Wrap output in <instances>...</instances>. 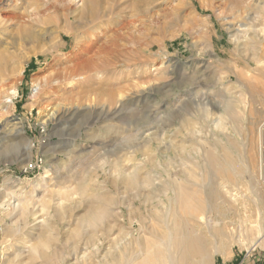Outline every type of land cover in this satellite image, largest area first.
Returning <instances> with one entry per match:
<instances>
[{"label": "rangeland", "instance_id": "obj_1", "mask_svg": "<svg viewBox=\"0 0 264 264\" xmlns=\"http://www.w3.org/2000/svg\"><path fill=\"white\" fill-rule=\"evenodd\" d=\"M263 117L264 0H0V264L164 258L178 180L210 264L261 260Z\"/></svg>", "mask_w": 264, "mask_h": 264}, {"label": "bare ground", "instance_id": "obj_2", "mask_svg": "<svg viewBox=\"0 0 264 264\" xmlns=\"http://www.w3.org/2000/svg\"><path fill=\"white\" fill-rule=\"evenodd\" d=\"M54 4V3H53ZM7 101H9V102H11V99H7ZM218 156V155H217ZM210 158V157H209ZM208 158V159H209ZM223 158L225 159V163H226V165H224V166H222V165H220V168H221V170L219 171V173L218 174H220L221 173V175H222V177H224L225 179H226V181L227 182H230V181H233V179L235 178V177H238L239 178V176L242 174V173H240V171H239V169L241 170V168H239V169H236L234 166H233V161L230 159V157H229V155H228V153H224V156H223ZM233 158V157H232ZM211 159V161L213 162V164H214V162H215V159H214V156L213 157H211L210 158ZM211 161H210V163H211ZM221 162V161H220ZM223 163V162H222ZM222 166V167H221ZM208 170V169H207ZM206 170V171H207ZM212 172V171H211ZM244 174V173H243ZM246 174V173H245ZM215 175V174H214ZM217 175V174H216ZM218 176V175H217ZM219 177V176H218ZM244 178H245V176H244ZM240 179V178H239ZM242 179V178H241ZM236 180V179H235ZM238 180V179H237ZM236 180V181H237ZM225 181V180H224ZM241 181V180H240ZM239 181V182H240ZM128 183L130 184V185H135V183H136V177L135 176H132V177H130L129 179H128ZM223 184L222 185H224V183H226V182H222ZM234 183V182H233ZM237 183H238V181H237ZM227 184H229V183H227ZM226 184V185H227ZM174 186L176 187V194H175V196L174 197H176V201H178L179 202V205H177L175 208H174V214H175V216H176V218H178L179 217V219H178V221L176 222L175 220H174V223H175V227H176V231H174V230H172V231H174V232H170V233H168L167 231V237H166V235H165V238L164 239H161V243H163L164 245H166V246H169L168 248H169V250H171L170 249V247H172V246H174L175 247V249H191V250H193V251H196L197 252V256H196V259H194L195 260V262L193 263V264H210V255L211 254H209L208 252H202V250H201V246H203L202 245V241H201V239L200 238H198L197 236H196V234H195V232H192L191 231V228H189V226L188 225H186V223H185V221H184V219H186V217H188V215L190 216V218L189 219H187V220H190L191 221V219H196V218H199L200 219V221L203 223H207V219H205V217H204V214L202 215L199 211L201 210L202 211V208H200L201 206L200 205H197L198 203H196L195 204V206H194V204H192V199H190L191 198V193L188 191V185H186L185 183H182V181H177V183H175L174 184ZM194 198V197H193ZM191 201V202H190ZM238 205V204H237ZM240 206V205H239ZM235 207H236V205H235ZM238 208V207H237ZM246 208V207H245ZM170 210V209H169ZM203 210H204V208H203ZM234 210V209H233ZM245 210H248V209H245ZM197 211L199 212V213H197ZM232 211V210H231ZM235 211V210H234ZM240 211V210H239ZM249 211V210H248ZM236 212V211H235ZM241 213V212H240ZM186 214H188V215H186ZM197 214H200V215H197ZM234 214V213H233ZM232 214V215H233ZM242 214V213H241ZM247 214V213H246ZM206 215V214H205ZM235 215H236V213H235ZM178 216V217H177ZM230 216V215H229ZM234 216V215H233ZM246 216H248V215H246ZM235 217V216H234ZM242 217V216H241ZM181 218V219H180ZM198 219V220H199ZM233 219V218H232ZM235 219V218H234ZM249 219V218H248ZM230 220V219H229ZM237 220H238V218H237ZM240 220V219H239ZM199 221V222H200ZM247 221V220H246ZM187 222V221H186ZM224 222V221H223ZM225 223V222H224ZM231 223H234L233 221L231 222ZM244 223H245V221H244ZM254 223V222H253ZM259 223V222H258ZM188 224V223H187ZM221 224V223H220ZM241 224V223H240ZM251 224V223H250ZM249 224V225H250ZM237 225V224H236ZM235 225V226H236ZM245 226H246V223L244 224ZM262 225H263V223H262ZM173 226V227H174ZM217 226H218V228H217ZM217 226H215L216 228V230L215 231H210V232H212L211 233V237H209L208 239H211V241H212V244H213V248H214V251H213V253L214 252H219V250H220V243L221 242H223L224 241V239H226L225 237H227L228 236V238L230 239V240H234L235 239V229H233V228H236L235 226L232 228V227H229L228 228V225L227 224H221V225H217ZM230 226V225H229ZM241 226H242V224H241ZM248 226V225H247ZM247 226H246V228H247ZM253 226H255V225H253ZM206 227H207V225H206ZM260 228H261V226H260ZM194 229V228H193ZM208 229V228H207ZM211 228H209V230H210ZM262 229V228H261ZM195 231V230H194ZM207 231V230H206ZM244 231V230H243ZM262 231V230H261ZM241 232V231H240ZM245 233H246V229H245ZM247 233H248V231H247ZM209 234V233H208ZM207 234V235H208ZM238 234H239V232H238ZM249 234V233H248ZM262 234V233H261ZM224 236V237H223ZM260 236V235H259ZM206 237V236H205ZM204 237V238H205ZM239 237H242V233H240V236ZM245 237V236H244ZM207 238V237H206ZM224 238V239H223ZM246 238L247 237H245V240H246ZM256 238V237H255ZM259 238V237H258ZM238 239V238H237ZM254 239V238H253ZM261 239H264V234L261 236ZM158 240H160V239H158ZM241 240H243V239H240V241ZM259 239H257V241H258ZM244 241V240H243ZM254 241V240H253ZM251 242H252V240H251ZM239 243V242H238ZM210 244V243H209ZM208 244V245H209ZM251 244V243H250ZM211 245V244H210ZM160 245L158 244V243H156L154 246H153V244H152V242H150L149 243V247H151V248H155V247H159ZM224 246V245H223ZM174 247H173V250H174ZM208 247V246H207ZM210 247V246H209ZM157 249V251L158 252H155V251H149V254L147 253V264H182V257H181V259L180 258H175L174 257V255L172 254V251H168V254H166V256L163 258V253H162V251L160 250V249H158V248H156ZM210 249V248H209ZM223 249H224V247H223ZM151 250V249H150ZM167 251V250H166ZM175 251V250H174ZM189 251V250H188ZM221 251H222V249H221ZM179 252V251H178ZM184 252V251H183ZM185 252H186V250H185ZM182 253V252H181ZM191 254V253H190ZM194 254V253H193ZM192 254V255H193ZM189 255V254H188ZM145 256V255H144ZM186 256V255H185ZM145 257H143V259H144ZM162 258V259H161ZM187 259V258H186ZM142 261V260H141ZM143 261H145V260H143ZM142 261V262H143ZM193 261V260H192ZM141 262V263H142ZM186 262H188V260L186 261ZM140 263V264H141ZM144 263V262H143ZM191 263V262H190ZM186 264V263H185Z\"/></svg>", "mask_w": 264, "mask_h": 264}, {"label": "built area", "instance_id": "obj_3", "mask_svg": "<svg viewBox=\"0 0 264 264\" xmlns=\"http://www.w3.org/2000/svg\"><path fill=\"white\" fill-rule=\"evenodd\" d=\"M258 149H259V172L261 178L264 181V117L259 124Z\"/></svg>", "mask_w": 264, "mask_h": 264}, {"label": "crops", "instance_id": "obj_4", "mask_svg": "<svg viewBox=\"0 0 264 264\" xmlns=\"http://www.w3.org/2000/svg\"><path fill=\"white\" fill-rule=\"evenodd\" d=\"M250 264H264V258H261V260H258L256 257V258H254L253 261L250 262Z\"/></svg>", "mask_w": 264, "mask_h": 264}]
</instances>
